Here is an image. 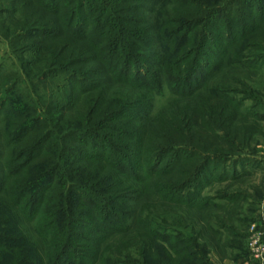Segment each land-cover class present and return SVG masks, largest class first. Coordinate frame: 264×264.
<instances>
[{
    "label": "trees",
    "instance_id": "16d2710c",
    "mask_svg": "<svg viewBox=\"0 0 264 264\" xmlns=\"http://www.w3.org/2000/svg\"><path fill=\"white\" fill-rule=\"evenodd\" d=\"M24 2L35 63L71 91L68 106L16 107L0 67V219L26 229L0 231V264H212L200 240L222 253L243 237L221 246L229 228L212 223L237 194L204 190L238 174L219 171L221 148L249 112L223 78L260 71L264 0ZM167 91L176 109L153 114Z\"/></svg>",
    "mask_w": 264,
    "mask_h": 264
},
{
    "label": "rangeland",
    "instance_id": "374dc122",
    "mask_svg": "<svg viewBox=\"0 0 264 264\" xmlns=\"http://www.w3.org/2000/svg\"><path fill=\"white\" fill-rule=\"evenodd\" d=\"M24 3V0H0V67L5 76L4 81L8 83L5 88L10 87L12 83H17L16 91H14V98L17 99L15 101L14 98L12 99L16 107L25 102H29V104L39 103L38 106L46 109L51 107V103L53 105L61 102V107L68 106V95L71 91V87L67 85L68 75L62 73L51 76L50 74L45 77L46 69L52 67V65L48 66L46 62L35 63L37 58H35L34 48L37 47L36 43L39 40L25 36V26H28V23L32 24V20L27 17L29 12L26 10ZM149 4L151 3L149 2ZM95 5L102 6L103 4L98 3ZM261 35L257 39L259 45L253 51L250 50L249 53L254 52L264 56V32ZM52 47L56 49L55 45ZM56 47L61 50V46L56 45ZM58 49L55 51L59 52ZM257 69L260 71L234 70L235 74L223 78L224 82L231 84L233 89L240 91L237 98L245 101L243 111H248L249 114L243 117L241 115L237 117L236 115L235 122L238 126H243V129L246 128V132L238 135L236 139L233 135V144H225L221 148L223 152L232 157V160L225 163V166L221 165L219 171L226 170L229 172H227L229 177H231L236 170L238 173L236 179L215 183L205 188L204 195L215 197L220 192L237 194V198L233 201L218 200L220 203L228 205V207L225 209L226 211L221 210V208L214 210L212 214H214L215 219L212 223L216 225L217 221H220L229 228V230L223 229L221 246L226 244L228 240H233L231 233H240L243 237L237 238V241L226 247L225 252L222 253L215 249L217 244H212L210 240H200L201 243L207 241L208 256L212 264H234L242 259L249 263L250 258L246 257V245L251 228L259 220L264 221V119L261 118L264 117V63ZM219 78L220 76L216 79L219 80ZM246 84L254 91V98L252 99L245 98L246 96L242 93L246 90ZM170 94L167 91L165 95L155 99L153 114L161 108H168V111L176 109L174 103L168 104ZM65 115L67 119L68 112ZM227 137L231 139V137ZM216 174L218 175V172ZM152 206L153 214L158 221V211L161 209L162 204L155 200ZM166 208L169 209V205ZM183 217L190 225L192 221L189 218H196L195 221L199 218L196 214L192 216L184 215ZM10 220H12V216L10 218L6 215L1 217L0 231L4 232L6 229L15 232L22 229L23 232L26 231L18 222L12 224ZM200 226L203 225L198 222L194 225V229L198 228L199 230L201 229ZM188 231L193 234L191 233L192 228H189Z\"/></svg>",
    "mask_w": 264,
    "mask_h": 264
},
{
    "label": "built area",
    "instance_id": "2783aa9c",
    "mask_svg": "<svg viewBox=\"0 0 264 264\" xmlns=\"http://www.w3.org/2000/svg\"><path fill=\"white\" fill-rule=\"evenodd\" d=\"M249 263L264 264V221L259 220L251 228L248 239Z\"/></svg>",
    "mask_w": 264,
    "mask_h": 264
},
{
    "label": "crops",
    "instance_id": "0c3cea01",
    "mask_svg": "<svg viewBox=\"0 0 264 264\" xmlns=\"http://www.w3.org/2000/svg\"><path fill=\"white\" fill-rule=\"evenodd\" d=\"M234 264H249V263L242 259L240 262Z\"/></svg>",
    "mask_w": 264,
    "mask_h": 264
}]
</instances>
